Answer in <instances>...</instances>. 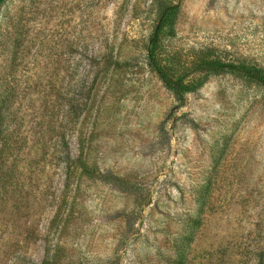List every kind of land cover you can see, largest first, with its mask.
Instances as JSON below:
<instances>
[{"label":"rangeland","instance_id":"obj_1","mask_svg":"<svg viewBox=\"0 0 264 264\" xmlns=\"http://www.w3.org/2000/svg\"><path fill=\"white\" fill-rule=\"evenodd\" d=\"M162 1L0 4V264H264V91L167 90ZM167 1L166 51L264 69V0Z\"/></svg>","mask_w":264,"mask_h":264},{"label":"trees","instance_id":"obj_2","mask_svg":"<svg viewBox=\"0 0 264 264\" xmlns=\"http://www.w3.org/2000/svg\"><path fill=\"white\" fill-rule=\"evenodd\" d=\"M2 1L0 0V4ZM178 11L179 2L163 0L160 3L145 52L147 66L155 72L167 90L182 96L198 88L214 75L232 73L264 91V69L255 63L227 60L221 51L214 48L194 51L191 56L166 51V41L174 36Z\"/></svg>","mask_w":264,"mask_h":264}]
</instances>
